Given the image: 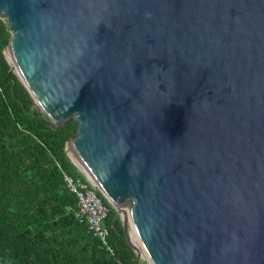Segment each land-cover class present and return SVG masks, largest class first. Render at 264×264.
<instances>
[{
  "label": "water",
  "instance_id": "95a60500",
  "mask_svg": "<svg viewBox=\"0 0 264 264\" xmlns=\"http://www.w3.org/2000/svg\"><path fill=\"white\" fill-rule=\"evenodd\" d=\"M5 59L137 262L264 264V0H0Z\"/></svg>",
  "mask_w": 264,
  "mask_h": 264
},
{
  "label": "trees",
  "instance_id": "16d2710c",
  "mask_svg": "<svg viewBox=\"0 0 264 264\" xmlns=\"http://www.w3.org/2000/svg\"><path fill=\"white\" fill-rule=\"evenodd\" d=\"M9 39L0 18V264H139L98 192L109 210L104 227L112 255L69 212L76 197L64 175L83 179L65 152L77 123L52 131L31 110L33 100L4 56Z\"/></svg>",
  "mask_w": 264,
  "mask_h": 264
},
{
  "label": "built area",
  "instance_id": "2783aa9c",
  "mask_svg": "<svg viewBox=\"0 0 264 264\" xmlns=\"http://www.w3.org/2000/svg\"><path fill=\"white\" fill-rule=\"evenodd\" d=\"M83 179L64 175L63 180L67 189L76 197L75 208L69 212L74 215L78 223L84 224L92 237L99 240L103 249L112 255L113 252L108 243L109 233L104 227L109 210L97 196V191L91 183L84 177Z\"/></svg>",
  "mask_w": 264,
  "mask_h": 264
},
{
  "label": "rangeland",
  "instance_id": "374dc122",
  "mask_svg": "<svg viewBox=\"0 0 264 264\" xmlns=\"http://www.w3.org/2000/svg\"><path fill=\"white\" fill-rule=\"evenodd\" d=\"M143 261H140V263H142Z\"/></svg>",
  "mask_w": 264,
  "mask_h": 264
}]
</instances>
